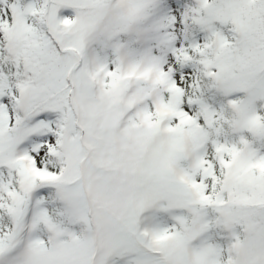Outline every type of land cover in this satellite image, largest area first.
Wrapping results in <instances>:
<instances>
[{
	"label": "snow or ice",
	"instance_id": "obj_1",
	"mask_svg": "<svg viewBox=\"0 0 264 264\" xmlns=\"http://www.w3.org/2000/svg\"><path fill=\"white\" fill-rule=\"evenodd\" d=\"M0 264H264V0H0Z\"/></svg>",
	"mask_w": 264,
	"mask_h": 264
}]
</instances>
